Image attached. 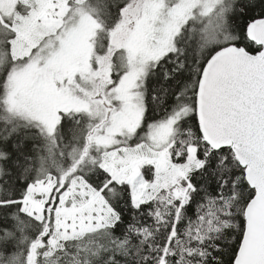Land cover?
Here are the masks:
<instances>
[{
    "label": "snow or ice",
    "instance_id": "obj_1",
    "mask_svg": "<svg viewBox=\"0 0 264 264\" xmlns=\"http://www.w3.org/2000/svg\"><path fill=\"white\" fill-rule=\"evenodd\" d=\"M0 264H264V0H0Z\"/></svg>",
    "mask_w": 264,
    "mask_h": 264
}]
</instances>
